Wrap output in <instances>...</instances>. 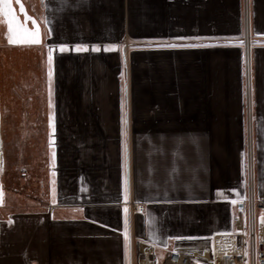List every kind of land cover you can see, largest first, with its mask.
I'll return each instance as SVG.
<instances>
[{"label":"crops","instance_id":"1","mask_svg":"<svg viewBox=\"0 0 264 264\" xmlns=\"http://www.w3.org/2000/svg\"><path fill=\"white\" fill-rule=\"evenodd\" d=\"M29 1L19 0L23 12L12 7L20 53L39 60L34 47L41 49V69L51 52V88L58 59L86 61L75 89L86 97L47 101L53 152L61 108H81L75 124H95L93 137L118 141L120 166L106 154L107 176L118 173L114 188L86 172L90 191L81 184L80 199L69 195L63 204L55 157V203L8 212V193L0 189V264H163L177 248L195 255L210 249L246 208L243 140L258 153L253 187L264 196V0H247L248 50L246 0ZM25 29H38L40 42H29ZM110 45L116 50L105 51ZM70 70V78L79 75ZM34 77L39 81L38 70Z\"/></svg>","mask_w":264,"mask_h":264},{"label":"rangeland","instance_id":"2","mask_svg":"<svg viewBox=\"0 0 264 264\" xmlns=\"http://www.w3.org/2000/svg\"><path fill=\"white\" fill-rule=\"evenodd\" d=\"M37 1L30 0V6L35 7ZM11 7H18V10L21 6L17 0H11ZM5 11L3 5L0 4V116L2 119L0 129V189L4 191V194L8 193V212L42 208L43 202H51L54 190L51 171L53 157L57 160L55 161L57 164L55 169L60 183V203L67 202L69 195L80 199L83 189L81 184L86 186V191H90L92 184L85 177L86 172L90 173L91 179L103 175L108 179V187L114 188L116 184H114L115 175L118 174L117 169L120 166L118 141L96 139L93 137V135L98 137L95 124H79L78 122L75 124L76 121H79V112H82L83 109L62 107L59 139L55 140L57 149L53 152V140L49 138L50 131L48 124L45 123L50 113L46 105L51 98L67 105L69 99L79 100L86 97L85 94L81 96L75 91L78 88L76 85L81 84L82 78H85L82 68H84L86 61L78 59L75 62L76 66H71V61L67 56L58 59L56 66L59 81L53 83L51 88L54 62L52 60L51 63L49 62V52L44 55L43 66L40 69L38 63L40 64L42 60L41 49L34 47L40 53H38V57H36L37 54L33 57L39 60H33L31 55L26 56L20 53L21 43H9L8 37L11 33L8 31V16L5 15ZM17 25L20 26L19 22H15L13 28L15 29ZM17 40L22 41L21 35L17 37ZM71 67L73 69L72 74L74 69L79 72L77 77H69ZM37 70L39 81L35 77L33 80ZM51 89H54L53 93L50 92ZM96 97L97 93L91 96L93 99ZM36 101H40V103L33 107L32 103ZM30 116L36 118L27 121ZM23 117L26 118L25 123L22 120ZM77 137H81V139H77ZM86 137H90L91 140H87ZM241 142L246 161L247 197L244 199L246 208L238 217L244 227L247 257H249L251 246L249 233L253 227L250 201L252 196L256 201L260 198L253 187L254 172L251 161L253 152V161L256 164L258 153L254 150L251 139ZM128 144L129 141H123L122 164L124 170L126 164L125 145ZM106 154L113 158L117 167L115 169L116 174H111L112 176L106 174V170L110 166L107 165ZM256 216V225L254 226L256 233H258V210H256ZM233 228L227 233L242 232V230H238L237 225ZM210 249H213V246Z\"/></svg>","mask_w":264,"mask_h":264},{"label":"built area","instance_id":"3","mask_svg":"<svg viewBox=\"0 0 264 264\" xmlns=\"http://www.w3.org/2000/svg\"><path fill=\"white\" fill-rule=\"evenodd\" d=\"M249 7L250 5L246 0L244 11V44L246 50L249 49L251 43ZM250 202L253 227L249 233L251 241L249 257H247L244 227L238 218L237 228L238 230H242V232L215 235L212 244L213 249H208L198 255H195L185 248L174 249L163 264H264V222L261 219L264 216V196L260 197L257 201L252 196ZM140 210H143V207H140ZM256 210L259 211L258 233H256L254 226L256 225Z\"/></svg>","mask_w":264,"mask_h":264},{"label":"snow or ice","instance_id":"4","mask_svg":"<svg viewBox=\"0 0 264 264\" xmlns=\"http://www.w3.org/2000/svg\"><path fill=\"white\" fill-rule=\"evenodd\" d=\"M17 3H19V0H17ZM0 4L3 5V8L6 10L5 11V15H7L9 17L8 20V31L9 33H11L8 37V41L9 43H16L18 42L17 37L21 35L20 32V26L17 25V27L14 29L13 28V24L16 22V16L13 14V9L11 7V0H0ZM21 12H23V7H21ZM23 35H27L29 37V42L31 43H39V30L37 29L34 32L28 33L27 29L24 30ZM168 47H175L176 45L174 44H168ZM188 47H193L195 45H186ZM241 46H243V43L241 42ZM60 52H65L68 49L64 46L60 47ZM87 47H81V46H77L75 51L77 52H81V51H87ZM92 51H99V48L94 46L92 49ZM105 51H110V50H116V45H110V46H106L104 48ZM49 62L51 63L52 60V54L51 52H49V56H48ZM125 199H127V191H125ZM53 202L55 203V199H53ZM233 203H236V201H233ZM125 211H127V209H125ZM262 222H264V216H262ZM125 237L127 238V232L125 233Z\"/></svg>","mask_w":264,"mask_h":264},{"label":"water","instance_id":"5","mask_svg":"<svg viewBox=\"0 0 264 264\" xmlns=\"http://www.w3.org/2000/svg\"><path fill=\"white\" fill-rule=\"evenodd\" d=\"M0 201H1V190H0ZM198 264H201V263H198Z\"/></svg>","mask_w":264,"mask_h":264},{"label":"bare ground","instance_id":"6","mask_svg":"<svg viewBox=\"0 0 264 264\" xmlns=\"http://www.w3.org/2000/svg\"><path fill=\"white\" fill-rule=\"evenodd\" d=\"M248 47H249V45H248ZM248 47H247V48H248ZM247 50H248V49H247Z\"/></svg>","mask_w":264,"mask_h":264}]
</instances>
